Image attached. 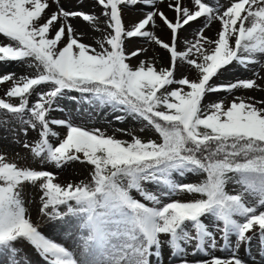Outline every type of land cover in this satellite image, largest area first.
I'll use <instances>...</instances> for the list:
<instances>
[{"label": "snow or ice", "instance_id": "1", "mask_svg": "<svg viewBox=\"0 0 264 264\" xmlns=\"http://www.w3.org/2000/svg\"><path fill=\"white\" fill-rule=\"evenodd\" d=\"M157 2L95 0L111 29L97 51L81 42L69 23L75 17L97 21L95 14L66 11L61 0H52L58 10L50 7L49 0H0V35L9 41L0 45V61L23 62L37 72L18 80L11 73L2 77V81L13 80L6 95L20 99L14 105L0 98V110L21 126L39 131V139L31 144L25 139L23 147L41 163L62 168L80 161L94 166L91 184L69 182L64 187L54 182L53 173L19 167L0 154V254L9 256L10 264H20L21 249L16 247L20 242L34 246L46 264H153L162 257L164 245L171 257H183V264H189L187 255L207 254L218 247L217 233L229 246L235 236L233 254L229 259L214 257L208 264H244L236 253L241 244L248 250L253 239L258 238L264 250V107L241 98L227 106L223 100L202 103L209 93L260 87L256 79L217 85L214 78L237 66L248 69L264 57V0H237L226 7L218 0L212 4L185 0L183 5L176 0L168 5L176 13L175 22L153 10L126 30L125 8ZM157 14L171 30V45L145 30L150 23L155 27ZM198 18H205L204 27L197 30L199 38L194 43L186 40L187 50L177 51V33ZM213 21L222 25L216 39L203 35ZM134 37H149L168 50L172 67L158 71L144 60L133 67L130 60L141 50L126 55L125 41ZM177 60L193 66L196 79H176ZM171 85L178 87L169 90ZM73 92L79 95H70ZM32 95L37 100L29 107ZM63 99L98 110L107 108L117 113L115 119L121 123L129 118L147 122L144 127L154 129L162 142H145L116 129L132 137L119 139L99 128L74 124L71 118L51 117L52 112L64 111L58 104ZM8 123L0 120V126ZM50 125L66 127V136L60 139ZM22 131L27 137L28 128ZM14 142L20 143L15 138ZM188 174L205 178L198 183L176 179ZM26 182H40L43 214L74 221L81 249L78 256L42 234L28 218L22 196ZM229 182L234 185L231 193ZM145 184H155L159 190L152 192ZM133 191L151 206L136 199ZM184 192L200 198L164 200ZM209 218L215 231L208 226Z\"/></svg>", "mask_w": 264, "mask_h": 264}, {"label": "rangeland", "instance_id": "2", "mask_svg": "<svg viewBox=\"0 0 264 264\" xmlns=\"http://www.w3.org/2000/svg\"><path fill=\"white\" fill-rule=\"evenodd\" d=\"M175 2L176 0H164L163 3H160L158 0L154 6L138 3L136 6H129L125 8L122 13V20L126 30L130 29L136 22L144 19L147 13L153 10H157L158 12L162 11L169 18V20L175 22L176 13L168 6L169 3L174 4ZM180 2L183 5L185 0H180ZM207 2L212 4L214 3V0H207ZM230 2H237V0H218V3L224 7L228 6ZM49 3L51 6L52 1H49ZM90 6L102 9V6L96 5L95 0H84L83 3L76 0H61V7H63L66 11H82L86 14H94L93 10L88 9ZM188 6L190 10L193 7L192 4H189ZM52 9L57 10L54 4ZM125 12H131L133 15L137 13L136 20L134 19L133 22H130L128 18H125ZM100 19L101 17H99V19L94 22H85L83 21L82 17L69 18V23L72 21H78L77 23L72 24V26L80 28L83 27L85 30L90 32L89 35L91 37H97V44H93L91 46L96 48L97 51L101 50L100 42H104L108 33L111 32V29L108 28V24L106 23L108 18L105 17L103 20ZM154 19L155 27H153V25L150 23L148 26H146L145 30L152 32L155 37L171 45V30L166 24H164L158 14L156 17H154ZM204 23L205 18H198L197 21L190 22L189 25H186L184 29H181L177 33V51L187 50L190 44L185 43L186 40H190L194 43L195 39L199 38L197 30L204 27ZM237 26H239V24ZM221 28L222 25L219 21H213L208 27L204 28L203 35L208 38L216 39L218 38V32L221 30ZM81 42L85 43L84 40ZM8 43V39L0 35V45ZM134 43L137 44L138 47L135 46ZM60 46L62 47L63 43ZM104 47L110 46L104 43ZM137 49L141 50L140 54L138 56L132 57L130 60V63L133 67L138 66L140 60H144L146 63L153 64L158 71L163 68L172 67L170 53L168 50L163 49L160 45L156 44L155 40L149 37H134L125 41L126 55ZM259 60V64H250L248 69L237 66L233 71L226 72L223 77L214 78V83L217 85L235 82L238 79H256L257 84L260 86L259 88L250 90L236 89L231 93L225 91L209 93L206 94L205 100L202 103L207 104L210 102H219L223 100L227 106L230 105L233 99L241 98L244 99L245 102L255 103L258 107H264V104L259 103V101H264V57H260ZM255 71H258V75H254ZM10 73L15 74L13 76V80H18L23 76H35L37 72L34 68H27L23 62L7 60L0 61V98L5 99L7 102L13 103L14 105H18L20 98L8 97L6 95V92L13 86V80L2 81V77ZM174 77L176 79L187 77L188 79L193 80L197 77V70L193 66L188 65L186 61L177 60V69L174 71ZM41 87L45 88L46 90V86ZM167 87L169 90H171L175 87H178V85H171ZM70 95L78 96L79 94L73 92L70 93ZM36 100V95L30 96L29 107H31ZM237 102H239V100H237ZM58 104L60 108L64 109V111H55L50 113L51 117L53 118H71V122L74 124L83 125L89 129L99 128L104 130L107 135H115L116 138L119 139L131 140L132 137L127 135L125 132L116 131V129H125L127 132L133 133L136 137L141 138L145 142L148 140L162 142L158 133H156L154 129H152L150 126L144 127L147 122H137L129 118L121 123L115 119L117 113H111L107 108L98 110L95 108H90L86 103L80 104L71 99L59 100ZM5 113L6 110H0V120L7 119L10 121V123L0 126V154L5 155L8 162H14L19 167H28L34 170L49 171L56 176L54 182L60 183L64 187H66L67 183L69 182L73 183L74 186L80 183L91 184L93 182L92 173L94 172V166L88 164L87 162L81 163L80 161H74L64 165L62 168H57L53 163H41L39 159L34 158L30 149L23 147V142L25 139H27V141L31 144L33 141L38 140L39 131L32 130L28 125L21 126L17 121L12 119L11 114ZM50 126L59 133L60 139L66 136V127L56 125ZM22 127L28 128L27 137L24 136ZM39 127L40 126L38 125V129ZM141 128H144V130L141 131ZM14 138L15 140H19L20 143L14 142ZM50 140L54 144L59 143V139L50 137ZM81 158L83 159L82 154ZM204 178L205 177L203 175L192 174H188L183 178L179 176L176 177V179L181 183H198ZM39 183L40 182H38L37 185H30L26 182L23 189L22 196L25 201V206L28 210V218L38 227V230L41 231L42 234L53 239L54 242L61 243L69 250L74 251L78 256L81 249L77 247L79 243L78 232L74 227V221H72L71 218H66L65 220H53L48 215L41 212V197L43 192L39 188ZM145 187L152 192H157L159 190L158 186L155 184H145ZM233 187L234 185L229 182L227 185V190L231 193ZM132 194L136 199L148 203L149 206H151L150 202L144 200V198L139 193L133 191ZM198 198H200L198 194H189L184 192L172 197H166L164 200L165 202H169L170 200L189 202ZM61 210L63 211V207ZM48 211L51 210L49 209ZM207 223L210 230L215 231L214 222L211 218L207 220ZM161 238L166 239L164 236ZM230 240L232 246H229V244H227L225 241L220 240L219 233H217L218 247L216 249H208L207 254L203 252H197L195 255L189 254L187 255L186 259L189 264H208V262L214 257L229 259L233 254V246L236 243L235 236L231 237ZM16 247L21 249V251L17 254V259L20 261V264H46V262L38 254V250H36L29 242L17 243ZM192 250V247L188 248L189 253H191ZM236 254L242 259V261H244V264H264V250H262L258 238L251 241L248 250H246L245 245L241 244ZM170 257L171 250L167 245H164L162 257L158 261H153V264H183V260L185 259L183 257ZM0 264H10L9 256L0 254Z\"/></svg>", "mask_w": 264, "mask_h": 264}, {"label": "bare ground", "instance_id": "3", "mask_svg": "<svg viewBox=\"0 0 264 264\" xmlns=\"http://www.w3.org/2000/svg\"><path fill=\"white\" fill-rule=\"evenodd\" d=\"M49 1H52V0H49ZM76 1H78V2H80V0H76ZM84 1V0H83ZM51 8H53V4L50 6ZM89 10L91 9V10H93L94 11V14L98 17V19H99V17H101V19L100 20H103L105 17L102 15V9H98L97 7H92V6H90L89 8H88ZM58 10V9H57ZM129 10V9H128ZM46 11H48V10H46ZM130 11V10H129ZM136 13V12H135ZM129 14H130V16H129ZM136 15H137V13L135 14V15H133L131 12L129 13H127V12H125V18H128V20L131 22H133V20L135 19L136 20ZM78 22V21H77ZM77 22H74V21H72L71 22V24H74V23H77ZM212 26V25H211ZM73 28L76 30V32H75V34L78 36V38L81 40V41H83L84 40V42L86 43V44H88V45H90V46H92L93 44L94 45H96L97 44V37L96 36H93V37H91L90 35H89V31H87V30H85V28H83V27H75V26H73ZM135 44V43H134ZM135 46H137L138 47V45L137 44H135ZM141 46V45H140ZM4 65V64H3ZM5 65H7V64H5Z\"/></svg>", "mask_w": 264, "mask_h": 264}]
</instances>
